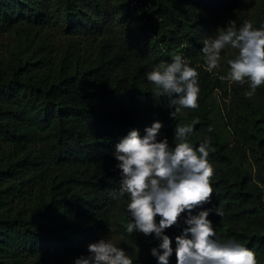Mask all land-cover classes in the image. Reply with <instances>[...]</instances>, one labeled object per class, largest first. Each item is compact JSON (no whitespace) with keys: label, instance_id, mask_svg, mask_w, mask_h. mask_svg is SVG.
I'll list each match as a JSON object with an SVG mask.
<instances>
[{"label":"trees","instance_id":"obj_1","mask_svg":"<svg viewBox=\"0 0 264 264\" xmlns=\"http://www.w3.org/2000/svg\"><path fill=\"white\" fill-rule=\"evenodd\" d=\"M231 20L264 28V0H0V264H75L101 238L133 264H158L155 234L126 231L113 155L155 121L170 146L178 126L193 127V148L210 140L213 194L193 214L212 208L214 239L264 264V85L246 98L249 84L229 87L201 52ZM174 54L196 68L200 88L199 107L175 120L146 78ZM186 217L165 229L169 264Z\"/></svg>","mask_w":264,"mask_h":264},{"label":"clouds","instance_id":"obj_2","mask_svg":"<svg viewBox=\"0 0 264 264\" xmlns=\"http://www.w3.org/2000/svg\"><path fill=\"white\" fill-rule=\"evenodd\" d=\"M226 49L236 50V55L227 59L229 70L219 79L228 81L229 87L247 82L249 90L244 95L253 97L257 88L264 85V28H254L247 20L239 27L234 20L219 27L213 37L203 41L206 71L211 73L220 67L221 54ZM198 77L196 68L179 54H174L170 63L162 62L146 73L154 85L153 95L169 97L167 108L174 120L184 109L199 107ZM162 127L160 121H155L145 128L143 136L139 130H131L115 145L113 155L118 162L116 168L121 171L120 194H128L127 211L132 217L126 231L145 237L155 234L161 243L151 254L158 264H169L174 250L165 229L177 225L187 212L186 227L175 238L177 264H258L256 254L243 244L214 239L216 234L209 219L212 208L193 214L195 209L210 203L213 194V168L208 157L214 149L210 148V140L193 148L188 142L193 127L178 126L173 147L166 137L159 139ZM215 214L220 216L222 212L216 209ZM156 217H160L158 223ZM88 252L75 264H133L125 250L109 238L89 244Z\"/></svg>","mask_w":264,"mask_h":264},{"label":"rangeland","instance_id":"obj_3","mask_svg":"<svg viewBox=\"0 0 264 264\" xmlns=\"http://www.w3.org/2000/svg\"><path fill=\"white\" fill-rule=\"evenodd\" d=\"M233 53H234V50L226 49V50H224V51L222 52L221 55L224 56L223 59H226V58H231V55H233ZM223 59H221L219 69L222 68L223 71L227 73L228 70H229V67H227V65H226V62H227V61L224 62ZM250 163H251V164H250V167H251V169H252V174H253V176H254V178H255V177H256V166L253 164L252 161H251Z\"/></svg>","mask_w":264,"mask_h":264}]
</instances>
